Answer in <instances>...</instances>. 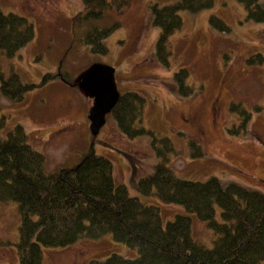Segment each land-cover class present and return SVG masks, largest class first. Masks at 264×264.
<instances>
[{
	"label": "rangeland",
	"instance_id": "rangeland-1",
	"mask_svg": "<svg viewBox=\"0 0 264 264\" xmlns=\"http://www.w3.org/2000/svg\"><path fill=\"white\" fill-rule=\"evenodd\" d=\"M176 1L128 0L124 10H106L95 25L118 26L105 40L107 53L99 55L79 42L82 30H70L69 20L84 10L82 0H0L2 13L24 17L34 29L33 39L12 57L0 53V70L36 85L18 103L0 93V136L21 126L29 145L45 157L47 172L71 167L88 152L107 158L115 183L157 207L163 226L176 215H187L192 238L210 248L213 235L205 223L180 205L140 194L131 180L152 172L158 159L151 142L166 140L174 149L166 164L178 178L192 182L216 178L223 186L233 183L264 195V20L247 18L238 0H212V7L203 11L179 12L182 25L167 37L163 65L156 54L160 29L153 24L152 7ZM257 1L264 9V0ZM211 16L227 29L211 25ZM256 55L263 60L249 64ZM182 68L189 72L184 82V90L192 92L188 95L175 90L173 75ZM94 69L109 70L118 95L135 93L143 99L134 123L144 130L142 135L123 134L110 112L94 134L90 119L94 100L79 84ZM233 105L250 114L245 130L237 127L241 118L231 112ZM190 142L198 145L202 156L191 155ZM19 223L16 204H0V264H18ZM41 253V264H87L110 254L137 256L135 248L116 242L110 234L82 238L62 248L42 247Z\"/></svg>",
	"mask_w": 264,
	"mask_h": 264
},
{
	"label": "trees",
	"instance_id": "trees-1",
	"mask_svg": "<svg viewBox=\"0 0 264 264\" xmlns=\"http://www.w3.org/2000/svg\"><path fill=\"white\" fill-rule=\"evenodd\" d=\"M238 1L247 10V18L264 20V9L257 0ZM82 2L84 10L69 20L70 30H82L79 42L89 46L92 54L104 55L105 40L118 24L98 27L95 23L112 7L127 8L128 0ZM212 5V0H179L152 7L153 24L160 29L156 54L161 64L167 63V37L181 28L179 12L197 13ZM210 22L218 29H227L214 16ZM33 37V25L26 18L0 11V53L10 58ZM256 60L262 61L263 57L252 56L248 63ZM188 76L185 68L174 73L178 93H192L191 89L184 90ZM35 87L15 72L5 76L0 70V93L11 103L21 102ZM141 101L135 93H124L118 95L110 110L118 129L128 137L144 133L134 127L140 118ZM231 112L241 118L238 129L245 130L250 114L239 105H233ZM151 146L158 162L150 174L131 180L132 186L144 196L154 194L163 204L182 206L186 213L205 223L213 235L210 248L192 238L187 215H176L163 226L157 207L130 196L125 185L115 183L113 165L105 157L88 152L71 167L47 172L45 157L29 145L23 128L16 125L5 137L0 136V204L13 202L17 206L18 264H41L42 247L62 248L82 238L97 239L105 234L135 248L137 256L126 259L110 254L87 264H264V195L233 183L223 186L216 178L205 182L180 179L166 164L167 154L174 152L172 144L155 139ZM189 147L193 157L202 156L197 144L190 142Z\"/></svg>",
	"mask_w": 264,
	"mask_h": 264
},
{
	"label": "water",
	"instance_id": "water-1",
	"mask_svg": "<svg viewBox=\"0 0 264 264\" xmlns=\"http://www.w3.org/2000/svg\"><path fill=\"white\" fill-rule=\"evenodd\" d=\"M110 76L109 70L94 69L80 78V87L91 93L94 100V107L90 112L94 134H97L103 124V115L110 112L118 97Z\"/></svg>",
	"mask_w": 264,
	"mask_h": 264
}]
</instances>
